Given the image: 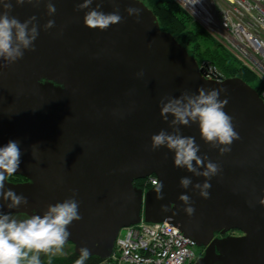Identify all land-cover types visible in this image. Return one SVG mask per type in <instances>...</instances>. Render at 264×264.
<instances>
[{"label": "water", "instance_id": "obj_1", "mask_svg": "<svg viewBox=\"0 0 264 264\" xmlns=\"http://www.w3.org/2000/svg\"><path fill=\"white\" fill-rule=\"evenodd\" d=\"M11 3L10 15L21 22L37 18L39 35L23 58L11 64L0 58V147L19 142L21 164L13 175L24 177L7 179L5 190L28 199L12 209L0 199V211L42 216L75 192L82 218L68 227L66 243L78 255L87 247L90 256L106 258L119 230L143 218L166 220L204 247L193 264H264V100L257 91L240 77H204L141 0H93L81 10L83 0ZM129 7L140 10L139 18L128 15ZM117 8L121 23L103 31L84 25L86 12ZM49 20L54 26L46 30ZM200 87L226 89L220 99H227L224 111L240 136L221 155L201 138L198 123L179 126L181 135L195 138L198 155L219 165L207 199L193 187L206 178L177 168L166 147L151 149L152 135L173 131V117L160 115L161 98L198 94ZM152 175L157 183L147 190L133 183ZM183 177L192 180L187 189ZM180 195L190 197L192 215ZM232 229L241 234H225Z\"/></svg>", "mask_w": 264, "mask_h": 264}, {"label": "clouds", "instance_id": "obj_2", "mask_svg": "<svg viewBox=\"0 0 264 264\" xmlns=\"http://www.w3.org/2000/svg\"><path fill=\"white\" fill-rule=\"evenodd\" d=\"M26 2L38 4L40 0H15L17 5ZM200 2L201 0H184L185 7L190 9L191 14H194V6ZM92 3L93 0H83V3L77 6V10L87 9ZM0 4L3 5V11L0 12V58L11 64L23 58L24 50H35L34 41L39 35L35 23L37 18L32 16L21 22L10 15L11 0H0ZM126 11L129 16L135 15L139 18V9L129 7ZM47 12L49 15L56 12L51 2L47 4ZM122 21L123 17L119 14L118 8L110 13L92 9L86 12L83 18L86 27L101 31ZM53 26L54 21L49 20L44 27L47 30ZM137 75L142 76L143 72ZM225 91L226 89L206 90L200 87L197 90L198 94L183 92L178 98L162 97L159 102L160 115L165 121H168L169 115L173 117L170 121L173 131L169 133L161 130L151 136L152 150L166 147L174 152V165L177 168H185L195 176L206 178L204 183L193 185L194 189L199 190V195L205 199L210 195L211 184L208 181L219 173V165L209 161L207 156L198 155L200 146L195 138L181 135L179 126L198 123L200 136L205 143L218 148L221 155L230 152V146L235 140H239L240 136L234 128L232 117L224 111L228 101L221 100L220 94ZM21 155L18 141H9L7 145L0 147V199L10 201L7 203L9 209L28 203L27 197L18 195L11 189L5 190L7 177L16 173L20 167ZM199 168H203V171L198 170ZM180 185L187 189L192 185V180L183 177ZM162 189L163 184L159 183L155 189L158 200L163 199ZM179 199L185 205H189L184 211L192 215L195 209L190 206L192 203L190 197L180 195ZM259 203L264 204V198ZM2 207L3 205H0V208ZM81 218L75 192L73 197L63 202L49 205L42 216L32 215L27 219L17 220L9 213L0 211V264H42L40 254L61 252L70 236L68 227L73 221ZM89 256V249L82 247L75 264H85Z\"/></svg>", "mask_w": 264, "mask_h": 264}, {"label": "built area", "instance_id": "obj_3", "mask_svg": "<svg viewBox=\"0 0 264 264\" xmlns=\"http://www.w3.org/2000/svg\"><path fill=\"white\" fill-rule=\"evenodd\" d=\"M174 1L256 77L264 100V0H201L194 14L184 0ZM198 66L208 79L224 78L208 61ZM149 182L155 185L157 179L151 177ZM196 259L195 243L176 226L141 218L119 230L110 255L101 264H193Z\"/></svg>", "mask_w": 264, "mask_h": 264}, {"label": "trees", "instance_id": "obj_4", "mask_svg": "<svg viewBox=\"0 0 264 264\" xmlns=\"http://www.w3.org/2000/svg\"><path fill=\"white\" fill-rule=\"evenodd\" d=\"M156 15L161 30L171 33L181 43L199 64L208 61L222 73L224 78L240 77L257 93L260 83L246 68L242 67L235 57L219 42H217L191 15L174 0H141ZM150 177L136 179L134 185L145 190L153 185ZM9 181L24 180L20 175L7 177ZM79 255L71 251L66 255H49L41 257L42 264H75ZM102 258L91 255L85 264H101Z\"/></svg>", "mask_w": 264, "mask_h": 264}, {"label": "rangeland", "instance_id": "obj_5", "mask_svg": "<svg viewBox=\"0 0 264 264\" xmlns=\"http://www.w3.org/2000/svg\"><path fill=\"white\" fill-rule=\"evenodd\" d=\"M214 38V37H213ZM215 39V38H214ZM216 40V39H215ZM10 216L12 218H15L17 220H23V219H27L29 218L28 216H26L25 214H18V213H9ZM238 231V230H237ZM71 251H73V245L70 244V243H65L64 247H63V250L61 252H53V253H50V254H44V253H41L40 254V258L43 257V256H49V255H56V256H62V255H66L67 253H70ZM198 253L196 252V255ZM201 254V253H200Z\"/></svg>", "mask_w": 264, "mask_h": 264}, {"label": "flooded vegetation", "instance_id": "obj_6", "mask_svg": "<svg viewBox=\"0 0 264 264\" xmlns=\"http://www.w3.org/2000/svg\"><path fill=\"white\" fill-rule=\"evenodd\" d=\"M20 181H23V179L22 180H20ZM226 235H238V234H241L240 233V231H237V230H234V229H232V230H230V231H228L227 233H225ZM217 236H221V235H219V234H216ZM196 252L198 253L197 254V259L198 258H200L201 257V255L203 254V252H204V247H199V246H197L196 247ZM201 253V254H200ZM196 259V260H197Z\"/></svg>", "mask_w": 264, "mask_h": 264}]
</instances>
